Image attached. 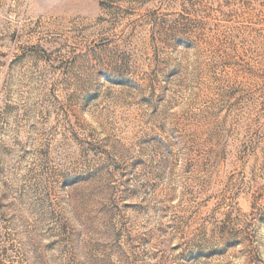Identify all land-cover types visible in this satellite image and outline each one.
Segmentation results:
<instances>
[{
	"label": "rangeland",
	"instance_id": "obj_1",
	"mask_svg": "<svg viewBox=\"0 0 264 264\" xmlns=\"http://www.w3.org/2000/svg\"><path fill=\"white\" fill-rule=\"evenodd\" d=\"M0 264H264V0H0Z\"/></svg>",
	"mask_w": 264,
	"mask_h": 264
}]
</instances>
